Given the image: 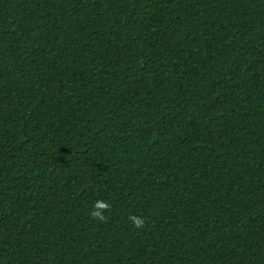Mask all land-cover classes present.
Masks as SVG:
<instances>
[{
    "label": "trees",
    "instance_id": "trees-1",
    "mask_svg": "<svg viewBox=\"0 0 264 264\" xmlns=\"http://www.w3.org/2000/svg\"><path fill=\"white\" fill-rule=\"evenodd\" d=\"M0 264H264V0H0Z\"/></svg>",
    "mask_w": 264,
    "mask_h": 264
},
{
    "label": "clouds",
    "instance_id": "clouds-1",
    "mask_svg": "<svg viewBox=\"0 0 264 264\" xmlns=\"http://www.w3.org/2000/svg\"><path fill=\"white\" fill-rule=\"evenodd\" d=\"M111 207V204H109L107 201L101 200L94 202L93 210L90 213V218L93 221H98L101 223L106 222L108 217L105 215V213L110 211ZM128 219L131 222L132 227L136 230L143 229L146 223L143 217H138L136 215H130Z\"/></svg>",
    "mask_w": 264,
    "mask_h": 264
}]
</instances>
